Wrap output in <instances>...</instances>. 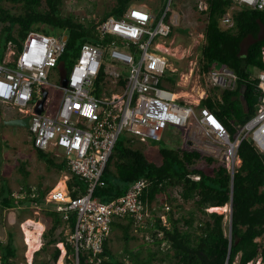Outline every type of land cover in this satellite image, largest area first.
Wrapping results in <instances>:
<instances>
[{"label": "built area", "instance_id": "2783aa9c", "mask_svg": "<svg viewBox=\"0 0 264 264\" xmlns=\"http://www.w3.org/2000/svg\"><path fill=\"white\" fill-rule=\"evenodd\" d=\"M233 3L264 10V0H233ZM178 19V7L168 0L159 18L141 6H132L123 17L104 20L99 34L109 33L112 40L106 47L84 42L71 69L60 71L65 84L48 82L46 72V68L58 64L65 51L66 41L61 35L49 36L31 30L20 44L7 43L10 52L6 56L11 58L0 61V102L14 106L21 117L29 116L33 147L44 152L54 147V153L59 152L61 160L66 161L68 175L77 176L86 185L84 193L78 185L69 188L67 184L63 191L49 192V200L55 203L53 209L62 214L66 223L69 214L75 212L73 227L67 225L70 231L66 241L71 251H67L65 242L56 244L63 254L61 264H79L80 256L85 257L87 264H103L106 258L102 255L103 246L109 242L113 223L129 216L139 226L145 217L139 195L148 184L146 179L136 180L122 196L109 201L93 195L122 131L143 142L146 137L161 140L170 124L183 129L196 125L207 134L209 139L205 144L211 149L224 147L231 174L238 166L237 149L245 137L264 154V69L255 68L256 74H251V78L257 79L259 91L256 110L233 139L208 108L198 106L200 100L197 104H178L170 100L174 97L171 93L160 87V77L168 64L165 56L155 50L176 57L170 51L172 44L162 38L170 35ZM221 23L224 28L232 27L231 12L222 16ZM122 45H127L129 51L121 49ZM105 49L109 50L111 62L129 67L127 76L123 77L116 69L105 70L102 60ZM133 51L139 54L138 59ZM101 70L100 83L105 91L97 95L93 85ZM189 70L192 73L193 68L189 66ZM203 78L205 85L230 90L237 82V75L226 66L220 71L203 72ZM122 80L124 84L120 83ZM49 88L59 92V101L51 105V97L46 96L43 111L36 113V101ZM203 93L206 94L205 87ZM71 192L76 195L71 196Z\"/></svg>", "mask_w": 264, "mask_h": 264}, {"label": "trees", "instance_id": "16d2710c", "mask_svg": "<svg viewBox=\"0 0 264 264\" xmlns=\"http://www.w3.org/2000/svg\"><path fill=\"white\" fill-rule=\"evenodd\" d=\"M3 2L16 5L19 11L11 12L3 6ZM129 3H132V0H115L109 11L91 19L90 24L85 25L72 14H61L63 0H0V35L4 36L3 49L5 51L9 41L20 44L29 31L35 30L36 25L63 30L67 40L65 51L60 57V68L67 71L75 63L82 43L90 42L104 47L110 43L111 34H99L100 24L108 18L123 17ZM206 3V9L201 10L205 15L203 41L197 48L201 71L206 72L212 69L215 63H219L237 75V82L234 89H222L219 97L214 93H207L199 105L208 108L227 128L228 133L234 135L237 128H240L256 110L259 91L257 79L251 78L250 69H264V36H261L264 29V10L250 7L235 9L232 13L234 24L227 29L220 25V18L231 6L232 0H206ZM247 39H250L249 42H246ZM102 73L103 70L100 71L96 83L100 82ZM120 83L124 84V81ZM231 119L237 128L230 124ZM118 143L117 141L112 155L106 162L100 183L95 187L93 195L102 201H109L122 196L136 180L146 179L148 184L139 195L142 212L144 215L150 213L153 217L154 221L150 220L152 223L147 220L148 228L155 229L152 232L153 240L157 245L164 241L168 244L165 254L169 257L170 250L172 251L174 264H233L237 257L238 264H247L258 257L264 264V242L256 240L264 236V154L249 137H245L238 146L237 156L240 164L233 174L228 171L225 162L218 163L212 173L205 172L197 166V161L203 158L212 163L215 160L195 149L178 146L161 148V162L157 164L147 160L139 149L128 145L118 146ZM36 152L48 165L56 166L59 171L69 172L65 160L58 163L44 151L36 149ZM19 169L21 173H27L24 167ZM73 185H78L80 192L84 193L86 185L75 175H71L68 180V187ZM170 188L177 190L182 201H192L193 208L188 211L187 217L175 216V211L169 204L166 224L155 215L152 203L161 193L169 197ZM45 192L40 185L34 189L27 185L19 196L15 197L8 186L2 187L0 209L20 206L24 202L31 207L39 206L44 202ZM70 195L74 196L76 192H71ZM229 202L232 204L230 236L224 231V213L205 210ZM44 212L50 217L51 225L43 233L45 241L39 250L45 251L49 245L64 241L70 252V245L62 231L59 235H55V232L65 224L72 228L75 212L69 214L67 223L62 219V214L53 208H47ZM197 213L201 214V217L199 222L193 225ZM132 220L130 218L126 224L114 223L123 230L125 243L131 238L129 229ZM144 220L143 218L141 222ZM235 238L237 242H234ZM103 250L102 255L106 256L103 264H126L125 258L112 253L107 242L104 243ZM124 252L130 260L129 264H153L157 253L149 251L146 258L140 260L136 253L131 256L134 251L128 249L126 244ZM58 256L57 247L51 251L50 259H41L39 252H36L31 264H50L51 261L53 264ZM16 257V245L12 234L9 233L6 243L0 240V264H16ZM79 264H86L84 256H80Z\"/></svg>", "mask_w": 264, "mask_h": 264}, {"label": "rangeland", "instance_id": "374dc122", "mask_svg": "<svg viewBox=\"0 0 264 264\" xmlns=\"http://www.w3.org/2000/svg\"><path fill=\"white\" fill-rule=\"evenodd\" d=\"M167 1L168 0H145L142 2H148L150 4V12H153V14L159 18L164 11ZM132 2H137V0H132ZM114 4L115 0H63L61 14H72L76 20L88 25L90 24L91 19H96L104 12L109 11ZM132 4L133 3H129L128 8H130ZM173 4L178 6L179 19L176 24L172 25L170 35L162 38V40H165L166 43L169 44L171 39H173L174 45L172 44L170 51L177 57L170 54H162L155 50V52L165 56L168 64L163 75L160 77L159 85L163 91L171 93L174 97L170 100L178 104H184V102L197 104L199 100L206 97L207 93H214L215 96L219 97L222 88H214L208 84H204L203 71H201L200 61L196 51V46H198L203 40L201 34H203L205 15L201 13V10L205 9L207 5L206 0H172V5ZM3 6L10 9L11 12L19 11L16 5L9 2H3ZM231 6L232 8H229V12L231 13L235 9H239L236 4ZM15 29L16 27L13 29V33H15ZM34 29L39 33L47 35H58L60 32L66 34L63 30L49 29L46 25H36ZM261 36H264V29L262 30ZM249 40L250 39H247L246 42H249ZM3 44L4 36L0 35V61L6 60V58H11V55H8V57L6 56L10 52V49L6 48L4 51ZM120 48L127 52L129 51L127 45H122ZM133 55L138 59L139 54L137 52L133 51ZM102 60L103 63L105 62V70L112 68L119 71L123 77L128 75L129 67L119 62H111L108 49L104 50ZM60 62L61 61L59 60L58 64ZM112 63L115 66L112 65ZM58 64H56L55 67L46 68L47 80L50 83H61V74ZM189 66L193 68L192 73L189 70ZM66 67L68 66L66 65ZM172 68H175L176 70H172ZM212 69L220 71L222 65L215 63ZM250 72L255 75L257 69H250ZM176 80L177 82L175 84ZM104 87L105 86L100 82L93 85L94 92L97 95H100L103 92ZM203 87L206 88V94L203 93L202 95ZM48 94L51 96V102H53L50 104L56 105L59 101V92L54 88H49ZM198 106L200 107V105ZM16 114L17 112L14 106H8L7 104L0 102V190L2 187L8 186L13 191V196L18 197L27 185H30L31 187L40 185L42 190H46V193L44 196V202L39 206L31 207L28 203L24 202L20 206L0 209V240L3 243H6L9 233H11L17 249V257L15 258L16 264H31L34 257H36V252H39L41 259H50L51 251L56 247V244H51L45 251L39 250L45 241L43 233L46 231L47 227L51 225L50 217L45 214L44 210L55 207V203L49 200V192L55 190L58 182L61 180L64 181L66 177L69 178V175L65 171H59L56 166L48 165L44 160L37 156L36 149L32 145L31 133L28 129L19 126H9L4 123L5 119H8L9 116L14 117ZM229 122L234 128H237L234 120L231 119ZM193 132L195 133V136L191 138ZM235 134H229V137L233 139ZM187 135H189L190 138L185 139ZM208 139L207 134L196 125H188L186 129H183L182 127L170 124L164 129L161 140L146 137L145 141L141 142L137 137L122 131L118 137V146L128 145L132 148L139 149L147 160L153 161L157 164L161 162V155L159 154V149L161 148L178 146L184 149H195L202 155L211 156L215 160L212 163H208L203 158L197 161V166L199 168L207 173H212L213 168L218 163L225 161L227 165L226 153L222 146H217V150L211 149L205 144L208 143ZM188 141L190 144H188ZM55 151L56 149L54 147H49L45 153L50 157H53L55 162L59 163L62 156H60L59 152L54 153ZM239 163L240 161L236 158V165H239ZM19 167H24L27 173H21ZM168 194L169 197L165 193L159 194L152 203V209L155 211V215L159 216L161 221L166 224L168 223L166 213L169 211L167 207L169 204L172 205L171 207H173L175 211V216L184 215L187 217L189 214L188 211L193 208V202L182 201L179 198L176 189L170 188ZM22 196L23 195H21V197ZM205 210L207 212L213 211L211 210V207H208ZM217 213H224V231L229 235L228 209H226L225 212ZM200 217L201 214H195L193 225H196L199 222L198 219ZM27 219L39 222L42 227L39 235V247L32 251L30 257L28 254V245L25 241L22 229V224ZM144 219L145 220L139 224V226L142 227L132 226L130 228L129 235L131 238L127 243H125L126 240L123 231L118 228L113 229L110 238L111 240L109 241V247L112 250V253L118 257L122 256L125 258V263L129 264L130 260L127 258V254H124L126 244L128 249L134 251L131 253V256H133V253H136L140 260L146 258L149 251H157L153 264H174V259L171 256L172 251L170 250L171 255H169V257L165 254L169 247L168 244L164 241L157 245L152 237V232L155 229L150 230L148 228L149 226L147 228L143 227L145 224H149L147 220L154 221L153 217L150 213H145ZM151 221L150 223H152ZM60 231H62V234L67 238L70 229L65 224L56 230L55 235H59ZM256 240L264 242V236L258 237ZM259 260L258 257L254 262L250 261L247 264H258ZM57 262L58 264L62 262L61 255H59ZM50 264H52V261ZM233 264H238V257Z\"/></svg>", "mask_w": 264, "mask_h": 264}, {"label": "bare ground", "instance_id": "6f19581e", "mask_svg": "<svg viewBox=\"0 0 264 264\" xmlns=\"http://www.w3.org/2000/svg\"><path fill=\"white\" fill-rule=\"evenodd\" d=\"M64 187H65L64 186V181L61 180V181L58 182L56 189L53 190V191H56V190L63 191ZM226 209H228L226 207V205L211 207V210L217 211V212H225ZM22 229H23L25 241H26V243L28 245V254H29V257H30V255H32V251L39 247V243H40L39 242L40 241L39 235L41 233L42 227L40 226L39 222H34L33 220L27 219V220H25V222H23Z\"/></svg>", "mask_w": 264, "mask_h": 264}, {"label": "water", "instance_id": "95a60500", "mask_svg": "<svg viewBox=\"0 0 264 264\" xmlns=\"http://www.w3.org/2000/svg\"><path fill=\"white\" fill-rule=\"evenodd\" d=\"M67 38V35H63V39L65 40ZM62 84H65V80H62L61 81ZM47 96V91L46 90H43L42 91V97L36 101V105L34 107V111L36 113H41L43 111V103H44V100ZM4 123L6 125H9V126H19V127H23L25 129H28L29 127V116H24V117H20V116H16V117H11V118H8V119H5L4 120ZM190 144V142L188 143ZM227 207H228V213H229V216H228V224L230 225V222H231V212H232V204L231 202H229V204H226ZM229 236H230V229H229ZM234 242H237V238L234 239Z\"/></svg>", "mask_w": 264, "mask_h": 264}, {"label": "crops", "instance_id": "0c3cea01", "mask_svg": "<svg viewBox=\"0 0 264 264\" xmlns=\"http://www.w3.org/2000/svg\"><path fill=\"white\" fill-rule=\"evenodd\" d=\"M142 1H145V0H137V2H132L133 4H132V6H141V7H143L144 9H146V10H148L149 12H150V4L147 2H142ZM148 1H153V0H148ZM131 6V7H132ZM152 14H153V12H151ZM155 15V14H154ZM202 35V37H203V34H201ZM203 41V40H202ZM201 41V42H202ZM200 42V43H201ZM199 43V44H200ZM169 44H173L174 45V42H173V39H171V42H169ZM197 48H198V46H196ZM197 48H196V51H197ZM177 57V56H176ZM178 80V79H177ZM177 80L175 81V84H176V82H177ZM47 91V90H46ZM47 94H48V92H47ZM48 97H51V96H49V94L47 95ZM16 110V109H15ZM17 112V111H16ZM16 116H19V114H16L14 117H16ZM12 116H9L8 118H11ZM237 159L240 161V159H239V157L237 156ZM60 162V161H59ZM240 164V163H239ZM69 179H70V176H69ZM65 184H67L68 185V181L66 182V178H65V180H64V186H65ZM32 195H34V194H32ZM130 218H132V217H129V216H126L125 218H123V219H121V220H118V221H116V222H118V223H121V224H126L127 222H128V220L130 219ZM133 219V218H132ZM133 221V220H132ZM132 226H134L135 227V225H134V222H131V227ZM130 227V228H131ZM138 227H142V226H138ZM143 227H148V225H146L145 224V226H143ZM115 228H118V229H120V230H122L120 227H118V226H116V225H114V223H113V227H112V231H113V229H115ZM130 230V229H129ZM149 230V229H148ZM123 231V230H122ZM111 234H112V232H111ZM110 238H111V235H110ZM111 239H109V241H110ZM108 244H109V242H108Z\"/></svg>", "mask_w": 264, "mask_h": 264}, {"label": "clouds", "instance_id": "9594fccd", "mask_svg": "<svg viewBox=\"0 0 264 264\" xmlns=\"http://www.w3.org/2000/svg\"><path fill=\"white\" fill-rule=\"evenodd\" d=\"M234 4H235V3H233V0H232V4H231V5H234ZM236 5H237V4H236ZM174 6H176V5L174 4ZM237 6H238V5H237ZM176 7H178V6H176ZM206 7H207V5H206ZM206 7H205V9H206ZM241 7H243V6H238L237 8H241ZM229 8H232V6H230ZM229 8H228V10H227L226 12L229 11ZM226 12H225V13H226ZM225 13H224V14H225ZM232 13H233V12H232ZM232 13H231V16H232ZM224 14H223V15H224ZM223 15H222V16H223ZM221 18H222V17H221ZM221 18H220V25L222 26ZM232 26H233V25H232ZM222 27H223V26H222ZM223 28H224V27H223ZM228 28H229V27H228ZM35 31H37V30H35ZM37 32H38V31H37ZM46 35H47V34H46ZM58 35H61L62 38H63V35H65V34H63V33H59ZM49 36H57V35H49ZM66 40H67V38L65 39V41H66ZM82 44H83V43H82ZM82 44H81V45H82ZM80 47H81V46H80ZM79 51H80V49H79ZM79 53H80V52H79ZM78 56H79V54H78ZM78 56H77V57H78ZM76 60H77V59H76ZM58 67H59L60 71L62 72L63 69L60 68V63L58 64ZM70 69H71V68H70ZM70 69H69V70H70ZM64 71H65V70H64ZM67 71H68V70H67ZM60 80L62 81V80H64V79L62 78V79H60ZM15 109H16V108H15ZM16 111H17V110H16ZM17 114H18V112H17ZM20 117H21V116H20ZM215 117H216V116H215ZM216 118H217V117H216ZM217 119H218V118H217ZM218 120H219V119H218ZM219 121H220V120H219ZM220 122H221V121H220ZM67 174H69V172H68ZM34 188H35V187L33 186L32 189H34ZM45 193H46V192H45ZM57 243H64V241H59V242H57ZM57 243H55V244H57ZM56 247H57V245H56ZM65 247H66V244H65ZM57 248L59 249V255L62 256V260H63V254L60 253V252H61V249H60L59 247H57ZM66 249H67V247H66ZM67 251H68V250H67ZM58 257H59V256H58ZM257 259H258V258H257ZM259 259H260V260H259V263L262 264V263H261V258H260V257H259ZM57 260H58V258H57ZM57 260L55 261V263L53 262V264H58ZM255 260H256V259H255ZM255 260H254V261H255ZM254 261H252V262H254ZM259 263H258V264H259ZM86 264H87V263H86Z\"/></svg>", "mask_w": 264, "mask_h": 264}]
</instances>
